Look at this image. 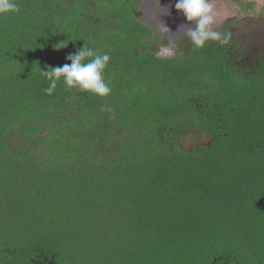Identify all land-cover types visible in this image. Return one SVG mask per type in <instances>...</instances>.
Segmentation results:
<instances>
[{"label":"trees","instance_id":"trees-1","mask_svg":"<svg viewBox=\"0 0 264 264\" xmlns=\"http://www.w3.org/2000/svg\"><path fill=\"white\" fill-rule=\"evenodd\" d=\"M15 2L0 17V264H264V48L186 36L159 57L142 0ZM83 46L110 56V95L62 77L48 92L42 71Z\"/></svg>","mask_w":264,"mask_h":264},{"label":"rangeland","instance_id":"rangeland-1","mask_svg":"<svg viewBox=\"0 0 264 264\" xmlns=\"http://www.w3.org/2000/svg\"><path fill=\"white\" fill-rule=\"evenodd\" d=\"M145 11L142 13V22L148 27L153 26L157 31L154 36L164 42V47L159 48V57H170L174 53V42L177 38L186 37L187 27H181L190 22L182 13L175 9L176 0H156L154 4L148 0ZM213 6L215 22L212 30L223 32L226 44L233 49H241L248 54L249 51L258 53L264 48V1L263 0H209ZM253 3V7L246 6ZM244 4L245 6H241ZM141 9V8H140ZM167 11V12H166ZM176 18L174 21L173 19ZM165 26L169 31H165ZM194 26V25H193ZM213 42V41H211ZM224 44V43H223ZM225 45V44H224Z\"/></svg>","mask_w":264,"mask_h":264},{"label":"clouds","instance_id":"clouds-1","mask_svg":"<svg viewBox=\"0 0 264 264\" xmlns=\"http://www.w3.org/2000/svg\"><path fill=\"white\" fill-rule=\"evenodd\" d=\"M175 9L190 22L181 27H187L185 35L196 48L204 47L209 41L227 42L222 38L221 32L212 30L215 14L209 0H176ZM19 11V5L15 0H0V17ZM165 31H169L166 26ZM66 59L70 64L42 71V74L52 82L47 89L48 92L52 91L62 77L68 88H77L81 92L92 93L98 97L110 95L111 88L103 75L110 60L107 53L98 54L93 49L83 46L76 53L69 54Z\"/></svg>","mask_w":264,"mask_h":264},{"label":"flooded vegetation","instance_id":"flooded-vegetation-1","mask_svg":"<svg viewBox=\"0 0 264 264\" xmlns=\"http://www.w3.org/2000/svg\"><path fill=\"white\" fill-rule=\"evenodd\" d=\"M148 11H146V13ZM193 134H194V132H193ZM193 134H191V135L187 134V136L184 138L183 144L185 145V149H190L191 147H195L197 142L200 141L201 135H198V134L193 135ZM197 137H199V139Z\"/></svg>","mask_w":264,"mask_h":264},{"label":"water","instance_id":"water-1","mask_svg":"<svg viewBox=\"0 0 264 264\" xmlns=\"http://www.w3.org/2000/svg\"><path fill=\"white\" fill-rule=\"evenodd\" d=\"M160 0H158V2H159ZM148 2L149 3H151V4H154L155 2H156V0H148ZM145 3H144V1H143V3H142V7H141V9H140V11H142V13H144V12H146L145 11ZM150 9H152V7L150 8ZM150 9H148V10H150ZM151 11V10H150ZM167 12V11H166ZM174 21L176 20V18H174L173 19ZM195 134H199V133H195ZM207 137H206V134L205 133H201V141H204L205 139H206ZM205 145H209V141H207L206 143H205Z\"/></svg>","mask_w":264,"mask_h":264},{"label":"bare ground","instance_id":"bare-ground-1","mask_svg":"<svg viewBox=\"0 0 264 264\" xmlns=\"http://www.w3.org/2000/svg\"><path fill=\"white\" fill-rule=\"evenodd\" d=\"M146 1V0H145Z\"/></svg>","mask_w":264,"mask_h":264}]
</instances>
